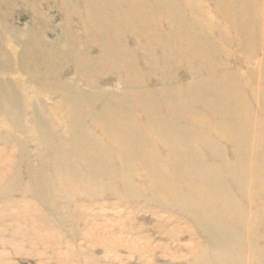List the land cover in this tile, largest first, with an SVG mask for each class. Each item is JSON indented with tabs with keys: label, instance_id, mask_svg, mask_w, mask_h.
Wrapping results in <instances>:
<instances>
[{
	"label": "rangeland",
	"instance_id": "rangeland-1",
	"mask_svg": "<svg viewBox=\"0 0 264 264\" xmlns=\"http://www.w3.org/2000/svg\"><path fill=\"white\" fill-rule=\"evenodd\" d=\"M59 1L0 0V63L1 66H9L7 72L0 70V84L10 83L18 95L15 94L18 102L14 98H7L12 91H3L0 87V264H224L220 257L222 244L239 249L240 257L242 244H253L264 249L263 210L254 209V213L247 216L254 219L252 224L256 225L248 236L231 228L230 235H220L219 240L214 241L215 236L211 240L212 234L206 233L193 222V214L181 200L188 193L189 186H182L179 195L172 192L177 182H188V176L177 173L178 164L170 166L162 163L163 146L151 132L137 131L150 141L147 147L140 149H122L115 140L110 141L109 145L101 143L99 148L95 145L79 146L75 149L79 160L75 162H70L69 143L59 144L58 149L49 151L47 147L52 142L50 135L67 136L65 115L70 107L63 104L58 94L47 92L46 87L62 81L82 93L90 92L87 86L77 81L73 63L64 65L65 69L58 79L47 75L46 68L49 66L45 64L46 56L40 57L43 48L45 51L47 48L43 42L52 46V67L58 64L62 66L58 61L63 59V53L69 51L62 41V35L68 31L63 28V24L70 22L68 25H71L72 32L74 20L61 14ZM168 5L184 15L185 19L177 20L192 25L197 35V46L209 55L215 74L203 76L202 83L209 87L216 86L221 76H226L235 88L240 89L242 100H245L244 104L252 115L250 120H258L257 129L264 132V114L257 111V100L248 90L256 84L259 76L264 77V66H261L264 52L259 47L263 25L256 28L253 38L248 41V51L247 46H244L247 52L243 53L241 43L236 41L232 30L224 25L225 21L213 3L208 0H171ZM218 5L225 9L227 0H219ZM32 8L40 10L43 18L34 15ZM160 12L166 14L168 10L162 9ZM255 13L261 16L262 7L259 6ZM115 17L110 16L107 21L128 24L126 26L132 31L139 29L136 34H123L122 37L126 38L124 50L131 68L127 77L129 79V74L135 70L139 78L130 77L132 83L127 88L129 91H126L123 84L112 80L110 73L102 75L105 72L100 68L99 71L103 72L94 81L105 90L94 88L99 96L102 95L100 92L114 94L118 91L125 96H139L144 90L163 93L175 90L177 86L184 92L183 88L190 87V80L197 82V77L193 79L187 75L182 60L172 59L174 48L168 50L170 57H162L150 37L151 27L140 29L134 26L131 19L124 21ZM155 23L159 27L166 25L165 21ZM9 27L14 30L13 37L6 33ZM143 33L149 34V42L140 41L135 45V38ZM161 36L165 38L167 33ZM76 38L81 44L80 36ZM145 45L148 50L143 49ZM82 54L81 51L79 56ZM75 55L78 56L77 51ZM96 55L92 54L89 58L93 63L96 62ZM186 61L183 60L184 63ZM21 63L34 65L37 79L44 77L45 95L42 98L35 94L38 86L31 84L32 74L24 73L19 68ZM164 64L166 67H162ZM193 64L199 65L201 62ZM160 73L166 79L164 86L158 83ZM199 73L204 75V72ZM204 87L197 86L187 91L202 98ZM259 90L264 97L263 84ZM234 99H230V102ZM137 101H133L136 103L135 110L142 108V104ZM185 104L184 100L176 104L160 101L157 109L163 115L173 110L172 114L176 115L179 125L184 128L188 126L187 132L193 131L200 137L192 142L186 140V143L192 144L188 146L191 154L187 152V160L198 159L199 162L194 163L198 167L201 161L210 157L207 150L211 146L232 159L227 140H220L222 132L217 126L219 119L215 111H209L197 103L193 105L196 117L193 115L191 118L186 114ZM93 106L98 108V104L89 107ZM16 109L22 112L20 118H15ZM35 109H40L41 113L37 114ZM35 116L41 118V121H36L45 127V133L40 127H35ZM234 116L243 118L240 111ZM136 119L142 120L138 115ZM92 122L87 121L85 125L90 126ZM252 122L245 124L254 133L256 131ZM15 124L19 129L14 130ZM200 127L203 134L198 133ZM100 134L92 133L91 140L100 142ZM185 137L189 139L187 135ZM124 138L127 139L128 135ZM123 156L128 160H122ZM83 157H102L101 161L93 163L94 170L98 171L96 179L89 178ZM145 157L149 158V164L145 166L155 171L143 167L140 159ZM215 167L219 169L220 165L216 164ZM159 174L166 185L159 182ZM237 191L234 190L235 193ZM87 194L91 195L88 197ZM256 200H260L259 196Z\"/></svg>",
	"mask_w": 264,
	"mask_h": 264
},
{
	"label": "bare ground",
	"instance_id": "bare-ground-1",
	"mask_svg": "<svg viewBox=\"0 0 264 264\" xmlns=\"http://www.w3.org/2000/svg\"><path fill=\"white\" fill-rule=\"evenodd\" d=\"M168 1L171 0H116V2H111L110 0L59 1V11L62 12L61 14L74 20L72 32L71 25H68L70 22L67 21L68 23L65 22L63 24V28L65 30L68 29V31H65L62 35L64 36L62 41L65 48H69V51L63 53V59L58 61L63 64L62 66L58 64L56 67H52L51 63L53 62L50 55V48L52 46L43 42L42 44L47 48L46 51L43 48V51L40 52V57L45 58L46 56L45 64L49 66L46 68L47 75L58 79L62 70L65 69L64 65L67 62L73 63V67L76 69L77 81L81 85L87 86L90 92L82 93L78 89L70 88L62 81H57L55 85L46 87L47 92L58 94L62 97L61 101L63 104L70 107L65 115L67 136L63 138L62 136L50 135L49 137L52 139V142L48 144L47 148L49 151H54L59 144L69 143L71 145L70 162H75V160H79V157L75 155V149L79 148V146L92 147L95 145L99 148L101 143L109 145L110 141L115 140L117 145L122 149L132 147L140 149L147 147L150 141L145 138L144 134H138L137 131L151 132L157 137V142L160 141V144L163 146L161 151V155L163 156L162 163L170 164V166L178 164L176 167L177 173L188 176L186 179L188 182H177L172 192L179 195L180 190H183L182 186H189L188 193L181 200L183 205L187 206L193 214V222L199 225L206 233L212 234L211 240H213L212 236H215L214 241L220 238V235H230L231 228L248 236L251 231L255 230L256 225L252 224L254 219L247 216L254 213V209L264 211V132L257 129L258 120L253 122L250 120L252 115L244 104L245 100H242L240 89L235 88L226 76H221L219 79L220 83L217 82L219 84L216 83V86L209 87L202 83L203 76H213L215 69L209 61V55L202 51V47L197 46V35L192 25L187 22L178 21L177 18L185 19L184 15L176 8L169 6ZM208 1L215 5L219 16L225 21L224 25L232 30L236 41L241 43L243 53L248 51V41L253 38L252 36L256 33V28L262 24V37L259 47L264 52V0H260L259 3V0H227L225 9H222L218 5L219 0ZM262 2L263 5H261ZM242 4L243 6H241ZM259 6L262 7L261 16H257L255 13ZM162 9H167L168 12L166 14L160 12ZM31 10L34 15L43 18L40 10L34 8ZM110 16H116L115 18H121L124 21L131 19L135 24L134 26L140 29L151 27L152 33L150 37L153 38V43L162 57L167 58L168 50L174 48L175 52L172 54V59L182 60L183 69L187 71V75L193 79L197 77V82L193 83L190 80V87L183 88V91H186L185 93L180 91L177 86V89L172 91L167 90L163 93H150L144 90L140 92L139 96L136 94L125 96L121 95L119 91L114 94H112L113 92L103 94L104 92L99 91L102 93L99 96L97 90H100V88H102L101 90L105 89L96 84L94 80L103 71L105 73L102 75L110 73L112 75L111 78H113L112 80L123 84L126 91L130 83H132L129 81L130 77L137 80L139 78L135 70H133V74H129V79L127 77V72L131 68H129L130 63L124 50L126 38H122L123 34L129 33L133 35L139 29L132 31V29L129 30L126 26L128 24L109 22L107 19ZM155 21H165L166 25L159 27L156 24L158 22L155 23ZM6 33L11 34L13 37V28L9 27ZM166 33L167 36L162 38L161 35ZM78 36H80V41H82L81 44L77 42L78 39L76 37ZM148 38L149 34L143 33L139 35L135 38V45L139 44L140 41L146 43ZM17 44L23 43L17 42ZM244 46H247V51ZM70 48L73 53L70 52ZM114 48L119 49L121 53ZM143 49L148 50V46L145 45ZM75 51H77L78 56L75 55ZM81 51L83 54H86L84 57H82L83 54L79 56ZM92 54H97L95 63L89 59ZM58 56L61 57V54H58ZM168 57H170V54ZM184 59L187 60L186 63L183 62ZM193 62H201V64L194 65ZM145 64L147 65V62ZM33 66L21 63L19 68L24 73L32 74L30 82L33 86H38V91H35V94L39 98H42L45 95V80L44 77L40 79L35 77L34 74L37 73H35L36 68ZM261 66H264V58L261 60ZM162 67H166V64L162 65ZM100 68L103 71H99L101 70ZM0 70L7 72L9 71V66H1L0 63ZM147 70L149 71L148 68ZM199 71L201 73L204 72V75H200ZM154 72L157 74V71ZM158 76V83L164 86L166 81L164 75L160 73ZM215 77L219 78L218 76ZM252 84H255V82ZM261 84L264 85V77L259 76L256 84L251 85L248 90H251V96L257 100V111L264 114V97L259 92ZM197 86H205L202 98L195 93L188 92L191 88ZM0 87L3 91H12V94H8L9 97L7 98L15 99V94L18 96L14 90V86L10 83L8 85L0 84ZM233 98L236 100L234 99L233 102H230V99ZM132 100H138L137 103L142 104V108L137 109L140 110L139 112L135 110L134 104L136 105V103ZM182 100L186 102V114L190 117L192 116L191 118H193V115L196 117L197 112L193 105L197 103L204 105L209 111L211 109L215 111L214 114L219 119L217 126L222 132L220 140H227L226 144L231 147V158L233 160L226 158L214 146H211L207 150L210 157L207 160L201 161L198 167L194 165V163L199 162L198 159L187 160V152L191 154L188 146L192 144L186 143V140L192 142L191 140H197L199 136L192 133L193 131L187 132L188 126L184 128L179 125V120L175 119L176 115L172 114L173 110L163 115L157 109V104L160 101L176 104L181 103ZM39 101L42 102L41 99ZM82 104L85 106H81ZM93 104L95 106L98 104V108L94 106L89 107ZM233 105H236V107ZM40 111V109H35L37 114H40ZM239 111L243 118L234 116ZM168 114L170 115L167 118ZM15 115V118H20L22 112L16 109ZM137 115L142 120H137ZM82 119L85 120L83 121ZM163 119L164 121H162ZM16 120L18 121V119ZM34 120L35 127H40L45 133V127L43 128L41 124H37V121H41V118L37 117ZM87 121H93L92 125H85ZM245 122L249 124L252 122L256 132L253 133L250 128H247ZM17 129L19 127L15 124L14 130ZM49 130L51 131L50 127ZM94 132H101L99 137L100 142L97 139L95 141L91 140L92 133ZM132 132L134 133L130 138ZM198 133L203 134L201 127ZM125 135H128L127 139L124 138ZM186 135L189 139L185 137ZM104 149H106V146ZM121 158L124 160L126 156ZM148 159V157L142 158L140 162L144 165L145 169L155 171L156 169L145 166L149 164ZM101 160L102 157L96 159L95 157H83V163L89 171L90 179H96L95 177L98 174V171L94 170L95 166L93 163ZM216 164L220 165L219 169L215 167ZM160 176L159 174V182L166 185ZM150 178L156 182L154 178ZM235 189L238 190L236 193L234 192ZM87 195L89 197L91 194ZM258 196L260 200H256ZM241 249L240 257L238 255L240 254L239 249L222 244L220 257L223 263L264 264V249H259L253 244H242ZM234 254H237L238 257H235Z\"/></svg>",
	"mask_w": 264,
	"mask_h": 264
}]
</instances>
